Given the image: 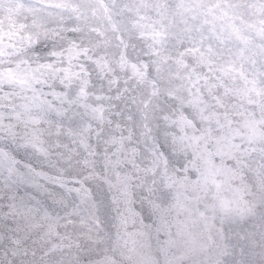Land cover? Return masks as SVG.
<instances>
[{
    "label": "snow or ice",
    "instance_id": "obj_1",
    "mask_svg": "<svg viewBox=\"0 0 264 264\" xmlns=\"http://www.w3.org/2000/svg\"><path fill=\"white\" fill-rule=\"evenodd\" d=\"M0 264H264V0H0Z\"/></svg>",
    "mask_w": 264,
    "mask_h": 264
}]
</instances>
